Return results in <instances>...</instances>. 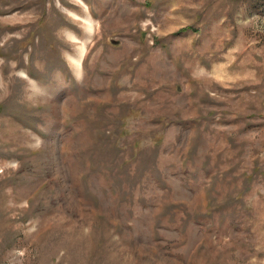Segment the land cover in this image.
Here are the masks:
<instances>
[{
    "label": "rangeland",
    "instance_id": "obj_1",
    "mask_svg": "<svg viewBox=\"0 0 264 264\" xmlns=\"http://www.w3.org/2000/svg\"><path fill=\"white\" fill-rule=\"evenodd\" d=\"M0 264H264V0H0Z\"/></svg>",
    "mask_w": 264,
    "mask_h": 264
},
{
    "label": "bare ground",
    "instance_id": "obj_2",
    "mask_svg": "<svg viewBox=\"0 0 264 264\" xmlns=\"http://www.w3.org/2000/svg\"><path fill=\"white\" fill-rule=\"evenodd\" d=\"M80 61V60H79Z\"/></svg>",
    "mask_w": 264,
    "mask_h": 264
}]
</instances>
